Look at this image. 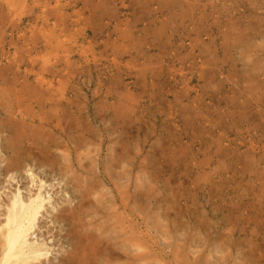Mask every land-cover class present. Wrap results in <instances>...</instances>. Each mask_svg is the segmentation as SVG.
I'll use <instances>...</instances> for the list:
<instances>
[{
    "label": "rangeland",
    "instance_id": "1",
    "mask_svg": "<svg viewBox=\"0 0 264 264\" xmlns=\"http://www.w3.org/2000/svg\"><path fill=\"white\" fill-rule=\"evenodd\" d=\"M38 56L49 71L59 59L46 80L64 86L61 106L44 117L72 132L75 107L76 151L66 157L67 132L52 156L19 150L29 159L9 171L14 99L2 92ZM0 100V223L11 200L45 196L28 243L46 254L28 264L70 251L69 226L53 216L87 185L125 232L139 215L141 264H264V0H0ZM101 174L109 184L98 187Z\"/></svg>",
    "mask_w": 264,
    "mask_h": 264
},
{
    "label": "bare ground",
    "instance_id": "2",
    "mask_svg": "<svg viewBox=\"0 0 264 264\" xmlns=\"http://www.w3.org/2000/svg\"><path fill=\"white\" fill-rule=\"evenodd\" d=\"M45 56L47 55L43 57ZM13 59L16 60V58ZM35 60L39 62L37 70H34L32 66L29 70L24 71L22 76L24 81L17 84L16 81L18 82V80L16 79L13 84L10 83L11 89H5V91L2 92V94L7 93L9 97L14 99L8 101L12 103V106L10 105L7 113L4 114L6 115L5 118H7L4 120L7 127L6 130L10 135L4 146L6 151L11 152L6 166V168L10 169L9 171L17 170L20 160L29 159L26 156L25 158L22 157L20 155L21 152H18L19 150L24 149V153L25 151L29 153L32 146H38L39 152L43 156L47 154L52 156L53 147L58 148V144H56L54 137L57 136L64 139L67 137V132L68 134L71 133V135L64 149V152L68 154L66 157H72L73 153L76 151L75 146L71 147V144L75 142V135H78L74 134L77 133L75 128V107L71 106L69 108L71 110L69 114L71 115V119L70 122H68L69 124L66 123L68 124L67 129L69 128L71 130V127H73L72 132L67 131L66 128L61 127L60 124L53 126L52 123L44 117V115H46L45 109L48 107L53 106L57 109L61 106L59 98H61L64 92V86L60 80H56L55 83L46 80L47 76L52 77V79L60 76V72L55 68V63L59 59L55 57L54 62L51 64V68L54 69V71H49L45 68L46 63H50L51 59H42L38 56ZM11 64L15 66L17 63L12 60ZM15 67L19 69L18 66ZM5 69L6 68L3 70ZM10 71L13 72L12 69H10ZM17 72L18 71H16V73ZM46 73L48 75H46ZM31 77H33V81L28 83ZM35 109H38L37 112H39L40 116L37 122H35V115H31ZM12 110L14 112H12ZM10 115L15 117V119L10 118ZM27 118H30V123H37V125H35L42 130H40L41 133L38 134L43 137V139L47 138L45 144H40L39 146V143L35 139L37 133H35V135L32 133V130L29 129L30 125L26 124L27 121H29ZM56 122H58V120ZM56 160L57 159L53 158L51 162L55 164L57 163ZM63 160H65V157H63ZM63 168L64 171L62 174L64 176L71 172L70 166L64 165ZM95 177H99V175L95 174ZM100 178L101 181L97 183V185H99L98 187L109 184V180H107L103 174H101ZM72 186L76 188L78 186L75 177H72ZM120 188L121 186H118L117 190ZM135 191H139L138 185L135 186ZM77 192L79 198L78 204L70 209L61 208V210L53 216V220L65 222L69 226L67 237L71 240V249L60 257L59 264H141L144 254L142 255L141 252L142 243L140 241L139 215L135 211H131V214L133 213L134 222L132 226H134L135 231L132 232V229H129V232H125V222L114 214V216L111 215L110 207L106 206L103 202L102 199L104 195H101L100 191L95 192L92 185H87L82 191L78 190ZM94 195H98L99 198L93 197ZM92 197L94 201L91 200ZM139 199L140 197L136 192V194H134V201L137 202ZM126 200L129 201L130 199L127 197ZM44 202L45 196L42 195L40 191L34 197L29 198L27 202L14 199L10 201L4 215V220L0 223V264H28L40 262L39 260L45 256L46 253L43 252L40 243H28V237L33 234L31 231L37 225L41 211L44 209ZM120 203V208L124 211L127 204H123L125 203L124 200H121ZM115 229L116 231L118 230L117 232L119 233H114ZM128 233L129 236H127ZM111 235H114V237ZM223 249L225 250L226 247L224 246Z\"/></svg>",
    "mask_w": 264,
    "mask_h": 264
}]
</instances>
